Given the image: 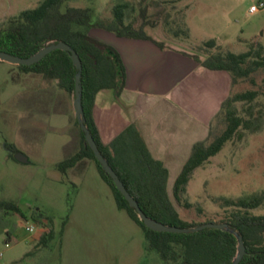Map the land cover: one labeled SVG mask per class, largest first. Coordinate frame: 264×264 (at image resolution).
Here are the masks:
<instances>
[{
  "label": "rangeland",
  "instance_id": "1",
  "mask_svg": "<svg viewBox=\"0 0 264 264\" xmlns=\"http://www.w3.org/2000/svg\"><path fill=\"white\" fill-rule=\"evenodd\" d=\"M40 2L0 0V25ZM260 2L264 0H71L69 5L95 6L100 18H111L115 5L128 3L136 27L148 19L155 24L146 27L147 34L166 49L204 61L217 52H246L253 40L264 46V9L249 14L250 7ZM211 39L216 40L214 48L204 45ZM221 80L222 102L238 93L258 91L252 110L258 127L228 142L197 169L180 202L173 195V182L169 183L173 204L189 223H224L233 211L225 207L224 199L264 193V71L254 81L234 84L228 74ZM73 104L74 95L56 81L0 62V200L17 203L23 214L0 211V264H164L156 251H146L144 232L117 208L95 168H89L83 180L57 170L64 158L61 152L72 148V138L80 133ZM221 107L200 142L210 143L224 130ZM236 107L248 117V104ZM5 144L29 162H18ZM251 214L264 216V204ZM37 215H42V223L35 221ZM28 226L35 231L29 232ZM49 229L53 238L44 246L40 241Z\"/></svg>",
  "mask_w": 264,
  "mask_h": 264
},
{
  "label": "trees",
  "instance_id": "2",
  "mask_svg": "<svg viewBox=\"0 0 264 264\" xmlns=\"http://www.w3.org/2000/svg\"><path fill=\"white\" fill-rule=\"evenodd\" d=\"M71 0H41L36 8L23 11L11 18L7 24L0 25V51L23 58H29L48 43L64 42L80 56L83 65L82 86L83 106L87 121L98 147L118 174L130 194L137 200L144 213L168 226L193 228L202 224L183 220L169 194V171L161 161L154 159L135 125H130L112 143L104 145L100 140L93 108L97 95L103 90H112L119 96L125 88L126 72L119 53L110 45L92 36L94 29L104 30L119 38L151 41L161 49L163 43L156 41L146 32L147 26L155 23L145 19L136 27V19L129 13L133 8L128 3L114 6L111 18H100L96 7H72ZM146 8L141 9L145 18ZM206 47H216V40L204 43ZM203 67L211 71L227 72L233 83L240 80L254 81V76L264 71V46L254 40L246 52H217L204 61L195 58ZM27 74L41 75L46 80L56 81L59 88L73 94L75 92L76 68L67 52L57 50L47 55L33 66H17ZM259 93L250 90L227 98L221 107L220 115L225 123L224 130L210 142H198L173 184V195L180 202L186 194L194 172L217 156L226 144L235 138H242L244 131H255L257 118L252 113L253 104ZM248 104L240 115L236 105ZM80 146L73 156L56 165L63 175L84 159L93 161L98 174L111 189L117 208L125 211L145 235L146 251H156L164 264H232L237 254V238L217 229H205L196 233L172 234L148 229L129 206L125 197L108 176L94 152L86 142L85 134L78 121ZM13 154L17 150L5 144ZM225 207L233 208L224 220L244 239L246 255L240 264H264V216L251 214L264 204V193L239 199H224ZM186 206L190 207L189 204ZM0 211L23 215L20 207L13 201L0 200ZM36 222L42 223V215ZM63 234V231H62ZM53 238V231H46L40 241L44 246Z\"/></svg>",
  "mask_w": 264,
  "mask_h": 264
},
{
  "label": "crops",
  "instance_id": "3",
  "mask_svg": "<svg viewBox=\"0 0 264 264\" xmlns=\"http://www.w3.org/2000/svg\"><path fill=\"white\" fill-rule=\"evenodd\" d=\"M91 34L119 53L126 72L119 96L103 90L96 97L93 117L101 142L109 145L135 125L151 155L168 169L169 183L174 184L179 175L174 173L181 172L223 103L221 78L228 73L208 70L183 51L161 49L151 41L119 38L99 29ZM72 139V148L61 152L63 160L79 150V134ZM91 167L97 171L95 164L84 159L68 176L83 180Z\"/></svg>",
  "mask_w": 264,
  "mask_h": 264
},
{
  "label": "water",
  "instance_id": "4",
  "mask_svg": "<svg viewBox=\"0 0 264 264\" xmlns=\"http://www.w3.org/2000/svg\"><path fill=\"white\" fill-rule=\"evenodd\" d=\"M61 50L67 52L73 62L74 67L77 70L75 75V92H74V110L76 118L81 130L85 134V139L89 147L95 154L97 161L100 163L101 167L105 173L110 176L120 191V193L125 197L129 206L134 209L141 221L144 222L145 226L155 232L162 233H172V234H189L203 231L205 229H217L224 232H229L233 234L238 241L237 254L234 258L232 264H240L246 255V246L242 235H240L235 229L231 228L228 223H205L193 228H179L175 226H168L155 219L147 216L144 211L139 206L137 200L130 194L118 174L113 170L108 160L104 157L100 151L98 144L96 143L90 129L87 126L84 106H83V86H82V75H83V65L78 53L68 44L64 42L59 43H48L44 48L38 51L36 54L29 58H23L5 51H0V62L8 63L15 66H33L41 62L50 53ZM15 159L21 163H28L29 159L22 153H16Z\"/></svg>",
  "mask_w": 264,
  "mask_h": 264
},
{
  "label": "built area",
  "instance_id": "5",
  "mask_svg": "<svg viewBox=\"0 0 264 264\" xmlns=\"http://www.w3.org/2000/svg\"><path fill=\"white\" fill-rule=\"evenodd\" d=\"M261 9H264V2H260L258 5L251 6L249 9V14H254V13L260 11ZM27 230L29 232H34L35 228H34V226H28Z\"/></svg>",
  "mask_w": 264,
  "mask_h": 264
}]
</instances>
